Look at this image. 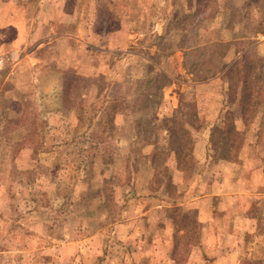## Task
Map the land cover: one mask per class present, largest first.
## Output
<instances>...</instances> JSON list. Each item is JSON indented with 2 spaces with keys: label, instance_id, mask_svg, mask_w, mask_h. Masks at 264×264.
I'll list each match as a JSON object with an SVG mask.
<instances>
[{
  "label": "rangeland",
  "instance_id": "374dc122",
  "mask_svg": "<svg viewBox=\"0 0 264 264\" xmlns=\"http://www.w3.org/2000/svg\"><path fill=\"white\" fill-rule=\"evenodd\" d=\"M0 264H264V0H0Z\"/></svg>",
  "mask_w": 264,
  "mask_h": 264
}]
</instances>
